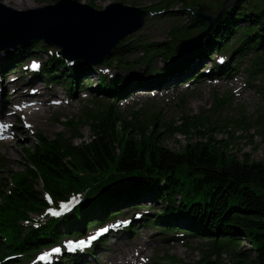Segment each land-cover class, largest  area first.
Instances as JSON below:
<instances>
[{
  "label": "trees",
  "instance_id": "trees-1",
  "mask_svg": "<svg viewBox=\"0 0 264 264\" xmlns=\"http://www.w3.org/2000/svg\"><path fill=\"white\" fill-rule=\"evenodd\" d=\"M196 1L163 0L155 9L169 11L181 5L197 12L193 6ZM86 2L94 4V0ZM263 2L241 0L227 10L207 38V44L220 48L230 41L234 32L244 30L241 36L244 54L253 50L262 54L258 56L254 75L264 72ZM241 21L245 28L239 25ZM191 23H197L194 16ZM192 24L173 29L172 48L181 39L191 37ZM205 29L206 26L200 24V32ZM132 46L130 51L138 47L146 50L136 62H148L157 54L167 56L172 50L170 46L160 48L159 43L142 41H135ZM30 52L27 48L25 53L13 55L3 68L8 70ZM117 56L120 66L130 64L124 52ZM63 66L64 62L54 57L45 72H59L61 78L66 77L71 82L70 86L74 85L82 65L71 70ZM109 84L116 86L119 82L114 80ZM226 100V97L217 99L216 106L225 105ZM89 120V140H83L78 126L73 125L74 120L69 121L71 137L60 134L51 139L41 134L38 146L24 147V171H7L14 188L6 195L7 181L2 183L4 185L0 183V258L35 252L65 235L81 233L90 223H97L113 213L119 202H135L136 197L151 192L157 193L155 199L165 204L162 215L165 224L175 225L188 219L191 231L211 239L206 255L195 264H264V158L254 161L249 153H244L242 158L233 154L232 139L217 140L219 134H229L228 128L215 126L211 118L203 114L183 117V124L176 128L161 123L158 118L135 127L113 106L102 109ZM246 122L247 118L242 117L237 127L249 130L252 124L247 126ZM176 134L189 139L180 151L167 147L164 141L165 136ZM193 137H198L199 141L193 143ZM76 139L81 142L75 144ZM41 179L45 189L56 199L88 190V200L63 221H50L41 229L25 227L23 221L45 207ZM162 181L165 187L159 188ZM179 195H182L180 203L177 202ZM243 240L251 246L254 256L244 250ZM225 254L230 255L229 261L224 259ZM173 261L172 264L178 263L177 259Z\"/></svg>",
  "mask_w": 264,
  "mask_h": 264
},
{
  "label": "rangeland",
  "instance_id": "rangeland-1",
  "mask_svg": "<svg viewBox=\"0 0 264 264\" xmlns=\"http://www.w3.org/2000/svg\"><path fill=\"white\" fill-rule=\"evenodd\" d=\"M6 1L8 0H1V3L7 5L5 3ZM162 1L163 0H126L125 2H123V4L131 7H139L145 9L148 7H154L160 4ZM223 1L224 0H197L196 3L193 4V6L199 7L197 6V4H199L215 13L218 6ZM117 2L118 0H94V4H90L86 1H82L83 4H89L97 10H104L110 4ZM30 3L32 4V6L25 9H17L14 7L11 8L25 11L30 9H39L48 5L55 4V2H53L52 0H30ZM172 13H174V15H172ZM195 15L196 13H194V9L192 10L190 8H184L181 5H178L175 8L170 9L169 11H165V13L163 12L161 15L151 17L150 20L147 21L146 26L142 29V31L130 36L125 41L128 44L126 48L132 46L131 42L133 41V39H140L141 41H148L150 43H159L161 44L160 48L165 46L167 47L171 42H173V38L171 36L173 29L177 26L181 27L186 24H192L191 18ZM243 24L244 23L242 22L239 23L240 26H243ZM199 31L200 23L192 24L189 29L192 37L197 36L199 34ZM40 45L43 46L44 44ZM57 48V46L53 47V49ZM43 51L44 50L39 51V56L42 61H46L48 60V58L43 55L45 53ZM141 51H143V49L137 51L136 57H133L132 55V60L130 61H134L138 56L141 57V55H143V52L141 53ZM114 58L115 57L113 55L112 59ZM216 58L217 55H212L209 57V59L202 60L201 65L204 66V69L205 64L208 68L215 67ZM248 64L249 61H246L245 67ZM155 65L158 70L166 68L164 58L161 54H158L156 56ZM113 71L117 73L119 72L118 70ZM138 73L145 75L146 78L150 77L152 79H156V76L158 75L155 72H149L144 65L140 67ZM129 75L130 74H127V76ZM240 76L243 77V80H240L238 86L240 87L241 85L244 90L239 93L241 95L240 97H238L233 93V90L231 89V93L233 95L232 106H225V108H223L221 112H218L216 109H214V95L217 94L219 98H222L230 91V85H225L223 81L219 84L215 83V81H207L203 84L191 83V87L181 93L180 90H178V84L176 83L174 85L175 89H177V91L174 92L175 94H171L164 99L155 98L152 100H148L147 98L141 97L142 99L139 98L140 100H138L137 102H134L133 99H130L124 102L123 106L120 105V109L122 114L128 119L129 122L135 123L138 122L137 120H140L148 124L152 119L160 118L161 123H165L167 126H172L173 128L179 127L183 124V117H191L198 114L209 116L215 126L216 124H218L220 127L228 128L229 134H219L217 136V140L232 139L231 151L233 154L237 155L239 158H242L244 153H249L252 155V159L254 161H261L264 158V121L258 122V117H263L262 115L264 114V94H259L255 91L256 89L254 87L257 86H249L250 81H248L245 69L241 70ZM179 80H182V78L179 77L176 81ZM260 81H263L262 83L264 84V77H261ZM228 82L230 83V81ZM14 83L18 82H10V84ZM44 88L46 89V94L52 93L55 96H61L63 93L67 94V91L64 90L60 85H56L51 89L48 88V85H46L44 86ZM9 90H12V87H9ZM182 97L184 98L185 105L178 104V101ZM94 101L96 100L91 97V99L87 98L78 102H72L69 107H57L48 112H45L40 117L34 119L35 123L39 124L36 130L37 134L43 133L44 136L51 139L55 138L56 135L60 133L65 134L64 136L66 138L71 137L73 135V132L67 129L63 124L69 119L81 117L84 112H98L102 110L104 108L103 105L107 103L106 101L91 103ZM134 114L139 115L137 117ZM242 117L247 118V126L252 124L249 130H247L246 127H237V122L240 121ZM79 132L84 137L83 140H89L91 136V129L89 125L81 122V124L79 125ZM30 136L31 135L29 133L27 134V136H21L20 139L13 144L0 147V161H5L3 164H8V169H6V171H12V173H19L24 171L22 167L25 159L23 153L24 147H31L33 146L32 143L36 142L35 140H32ZM192 139L193 143L199 141L198 137H193ZM164 141L167 147L176 151H180L188 144L189 139L182 135L176 134L173 136H165ZM74 142L75 144H79L81 140L76 139L74 140ZM10 177L11 175L8 172L0 173V180L9 181ZM156 194L157 193L151 192L146 193L145 196H147V199L143 198L141 202L145 203L142 206L151 207V209L154 211L153 212L150 210L149 215H152L153 218L159 219L160 214L162 215L164 205L157 202V200L155 199ZM124 211L127 214L126 216L132 215L129 209L125 208ZM156 231L157 230L155 227H146L143 225V223H141L137 231L138 236L134 240L136 241L137 245H143L146 243L151 244L152 246L160 245L157 251L152 252V262L159 261L161 259H168V257H175L178 261V264H195L206 255V251L209 249L207 248L208 246L206 244H200L203 243V240L201 239H195L194 241H191L190 243H187L185 245L179 244L175 246V244H171L168 242L171 237L170 235H168L166 238H158V235L160 233H156ZM126 239L127 237L124 238V240ZM113 241L115 240L111 239L109 240V243ZM243 245L245 246L244 250L250 255L254 256V253L251 250V246L247 243L246 240H243ZM108 255V253L102 254L100 253V251L97 252V257L99 260H105ZM224 259L229 261L231 257L229 254H225ZM87 261L93 262L92 258L88 259Z\"/></svg>",
  "mask_w": 264,
  "mask_h": 264
},
{
  "label": "water",
  "instance_id": "water-1",
  "mask_svg": "<svg viewBox=\"0 0 264 264\" xmlns=\"http://www.w3.org/2000/svg\"><path fill=\"white\" fill-rule=\"evenodd\" d=\"M241 0H225L217 13L201 6L196 21L206 30L196 37L182 40L178 54L191 56L219 24L228 8ZM147 12L120 2L97 10L77 0H61L39 9L16 10L0 0V52L44 41L62 49L69 60L99 65L130 35L145 25Z\"/></svg>",
  "mask_w": 264,
  "mask_h": 264
},
{
  "label": "bare ground",
  "instance_id": "bare-ground-1",
  "mask_svg": "<svg viewBox=\"0 0 264 264\" xmlns=\"http://www.w3.org/2000/svg\"><path fill=\"white\" fill-rule=\"evenodd\" d=\"M8 6L10 7H14V8H17V9H25V8H28V7H31L32 4L30 3V0H8L5 2ZM14 5V6H13ZM236 35H237V32H235ZM234 33V34H235ZM133 41L139 43L140 40L139 39H133ZM154 66L156 67V65L154 64ZM202 69V68H201ZM206 69V68H205ZM161 71H166L167 69L163 68V69H160ZM207 70V69H206ZM169 72H172L170 69L168 70ZM208 71V70H207ZM220 80H223V79H220ZM223 81H226V80H223ZM184 148V147H183ZM178 203H180V201H177Z\"/></svg>",
  "mask_w": 264,
  "mask_h": 264
},
{
  "label": "snow or ice",
  "instance_id": "snow-or-ice-1",
  "mask_svg": "<svg viewBox=\"0 0 264 264\" xmlns=\"http://www.w3.org/2000/svg\"><path fill=\"white\" fill-rule=\"evenodd\" d=\"M56 214H57V213H53V215H56ZM106 231H108V229H106V228L100 230L101 233L106 232ZM94 239H96L95 236H93V237H89V240H94ZM73 243H74V242H71V241L69 242V247H70V248H72ZM85 244H86L85 241H79V242L75 243V247L82 248ZM72 250H75V249L72 248ZM53 251H55V252H60V249H59V248H56V249H54Z\"/></svg>",
  "mask_w": 264,
  "mask_h": 264
}]
</instances>
